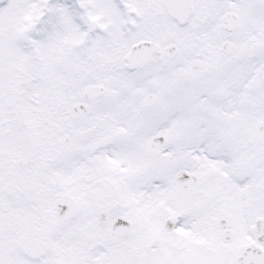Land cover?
<instances>
[{
    "label": "snow or ice",
    "instance_id": "1",
    "mask_svg": "<svg viewBox=\"0 0 264 264\" xmlns=\"http://www.w3.org/2000/svg\"><path fill=\"white\" fill-rule=\"evenodd\" d=\"M0 264H264V0H0Z\"/></svg>",
    "mask_w": 264,
    "mask_h": 264
}]
</instances>
